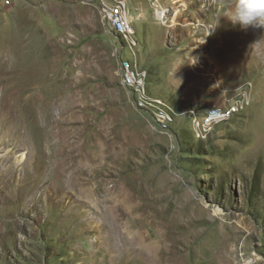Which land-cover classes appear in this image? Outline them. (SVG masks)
Returning <instances> with one entry per match:
<instances>
[{
	"label": "rangeland",
	"instance_id": "374dc122",
	"mask_svg": "<svg viewBox=\"0 0 264 264\" xmlns=\"http://www.w3.org/2000/svg\"><path fill=\"white\" fill-rule=\"evenodd\" d=\"M127 1L170 132L97 0H0V264H264V27L234 25L235 0ZM241 93L197 139L183 114Z\"/></svg>",
	"mask_w": 264,
	"mask_h": 264
},
{
	"label": "bare ground",
	"instance_id": "6f19581e",
	"mask_svg": "<svg viewBox=\"0 0 264 264\" xmlns=\"http://www.w3.org/2000/svg\"><path fill=\"white\" fill-rule=\"evenodd\" d=\"M97 4L102 20L108 25L110 31L122 43L117 53H119L120 59L119 76L123 86L133 94L134 101L139 109L151 113L162 131L170 132L171 127L178 116L177 112L167 101L153 96L150 93L147 84V71L141 72L140 77L138 78V69L142 68L139 66L136 59L135 45L137 44L134 39V24L128 1L97 0ZM111 11H115L117 14L111 13ZM166 16L165 12H157L159 20H165ZM199 25L203 26L202 24ZM248 38L251 43H254L256 40L255 36ZM125 48H128L132 52L134 60L123 57V50ZM201 54H205L204 49ZM244 99V94L241 93L233 103L225 108H213L203 113L192 109L186 111L183 115L187 114L189 117L197 139L204 140L214 130L215 126L225 121H229L233 116L240 113L246 107V99Z\"/></svg>",
	"mask_w": 264,
	"mask_h": 264
},
{
	"label": "clouds",
	"instance_id": "9594fccd",
	"mask_svg": "<svg viewBox=\"0 0 264 264\" xmlns=\"http://www.w3.org/2000/svg\"><path fill=\"white\" fill-rule=\"evenodd\" d=\"M228 18L244 29L264 27V0H235L233 12Z\"/></svg>",
	"mask_w": 264,
	"mask_h": 264
},
{
	"label": "built area",
	"instance_id": "2783aa9c",
	"mask_svg": "<svg viewBox=\"0 0 264 264\" xmlns=\"http://www.w3.org/2000/svg\"><path fill=\"white\" fill-rule=\"evenodd\" d=\"M111 13H116V12L115 11H111ZM141 72H146V70L145 69H138V78L140 77Z\"/></svg>",
	"mask_w": 264,
	"mask_h": 264
}]
</instances>
